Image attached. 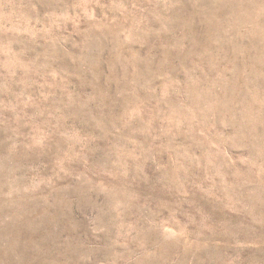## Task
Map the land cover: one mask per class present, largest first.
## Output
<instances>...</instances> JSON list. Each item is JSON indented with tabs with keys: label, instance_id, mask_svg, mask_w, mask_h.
I'll return each instance as SVG.
<instances>
[{
	"label": "rangeland",
	"instance_id": "1",
	"mask_svg": "<svg viewBox=\"0 0 264 264\" xmlns=\"http://www.w3.org/2000/svg\"><path fill=\"white\" fill-rule=\"evenodd\" d=\"M0 264H264V0H0Z\"/></svg>",
	"mask_w": 264,
	"mask_h": 264
}]
</instances>
